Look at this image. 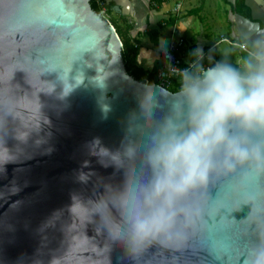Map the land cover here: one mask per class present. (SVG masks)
I'll return each mask as SVG.
<instances>
[{
    "label": "water",
    "instance_id": "1",
    "mask_svg": "<svg viewBox=\"0 0 264 264\" xmlns=\"http://www.w3.org/2000/svg\"><path fill=\"white\" fill-rule=\"evenodd\" d=\"M245 5L248 40L264 32V0ZM123 49L91 0H0V264H135L107 239L122 223L119 194L105 186L122 191L126 169L105 167L90 145L122 163L107 149L126 143L130 114L145 97L148 117L154 97L160 120L176 92L129 74ZM247 193L239 173L214 174L193 194L206 213L183 246L147 247L136 264H245L264 228V198ZM102 194V205L82 203ZM98 208L103 221L90 222Z\"/></svg>",
    "mask_w": 264,
    "mask_h": 264
},
{
    "label": "clouds",
    "instance_id": "2",
    "mask_svg": "<svg viewBox=\"0 0 264 264\" xmlns=\"http://www.w3.org/2000/svg\"><path fill=\"white\" fill-rule=\"evenodd\" d=\"M240 48L244 55L238 64L226 57L215 61L209 55L205 65L203 50H192L191 62L180 69L179 90L172 95L168 113L160 120L153 118V97L145 117L144 97L139 116H129L122 149L111 152L104 147L108 153H119L122 163L94 152L98 139L90 145L91 154L99 156L105 167L115 164L126 169L122 191L105 186L119 194L116 210L122 223L117 233L108 232L107 239L111 247H122L135 264L147 247L183 246L206 213L193 194L206 189L214 174L239 173L248 185L247 194L264 198V32ZM137 134L139 143L132 139ZM85 176L81 174L82 182ZM103 196L81 201L102 205ZM248 204L251 201L241 206ZM114 207L110 205L107 212L111 214ZM90 214V222L95 217L103 221L100 208ZM245 264H264V228L257 226Z\"/></svg>",
    "mask_w": 264,
    "mask_h": 264
},
{
    "label": "crops",
    "instance_id": "3",
    "mask_svg": "<svg viewBox=\"0 0 264 264\" xmlns=\"http://www.w3.org/2000/svg\"><path fill=\"white\" fill-rule=\"evenodd\" d=\"M188 1L190 3V8L187 9L188 14H183L182 7L184 0L178 2L175 8L170 6L171 0H107L110 11L109 14L111 15L112 12L117 13L128 23V26L122 27L121 20L118 19L114 22L109 15L111 23L121 28V34L124 40L138 46L139 66L146 70V68L143 67L144 64L151 68L157 64H161L162 53L168 50L170 46L173 43L175 44L180 38H183L185 43L175 53L180 55L185 63L191 61L192 58L190 53L192 50L201 48L204 53H207L212 45L218 43L215 50L206 54L204 60L205 65L208 64L207 57L209 55H211L215 61H218L216 54L219 51L221 43L230 45L228 42L222 41V37L234 41H239V39H243L245 42L247 41L244 36L247 35L249 31L248 24L241 15L245 17L248 16L236 12L235 7L237 0L227 1V3L232 4V12L229 13V11L225 9L227 14L224 15V18L221 14L217 18L216 9L213 10L212 7L209 6L214 3L212 0H200V3H202L201 7L192 6L193 0ZM215 2L217 4V0H215ZM218 2L220 3L221 0ZM207 8H210V18L206 13V11H208ZM200 12L202 14H200ZM212 12H214L216 18ZM196 14H199V16L203 18L199 26V32L195 31L193 37H186L188 31L193 28L194 21L197 18ZM171 18H175L172 25V20H169ZM169 22L171 23L169 24ZM225 23H228L229 32L227 34H224V32L220 33L218 39L214 38V29L221 26L225 28V25H223ZM167 26H172L170 28L173 29L169 30ZM230 46L233 47L232 45Z\"/></svg>",
    "mask_w": 264,
    "mask_h": 264
},
{
    "label": "rangeland",
    "instance_id": "4",
    "mask_svg": "<svg viewBox=\"0 0 264 264\" xmlns=\"http://www.w3.org/2000/svg\"><path fill=\"white\" fill-rule=\"evenodd\" d=\"M181 0H171V2H170V6L172 7V8H175L176 7V5H177V3L178 2H180ZM208 1H210V0H208ZM214 3L213 4H211V5H209V6H211L212 7V9L213 10H215L216 9V16H217V18L220 16V14H221V16H223V18H224V15L225 14H227V12L225 11V9L226 10H228L229 11V13H231L232 12V4H230V3H227V1L228 0H221V2L219 3L218 1L219 0H217V4H216V2H215V0H212ZM192 6H194V7H201L202 6V3H200V0H193V2H192ZM207 6H208V2H207ZM188 8H190V3H189V1L187 0H184V2H183V7H182V12H183V14L185 13H187V9ZM208 9V8H207ZM210 9V8H209ZM209 9H208V11H206V13H207V15L209 16V18H210V12H209ZM213 14H214V12H212ZM188 14V13H187ZM200 14H202L201 12H200ZM196 16H197V18L195 19V21H194V24H193V28H191L189 31H188V33L186 34V37L188 36V37H193L194 36V34H195V31H198L199 32V26H200V24H201V20L203 19V18H201L200 16H199V14H196ZM214 16H215V14H214ZM216 16H215V18H216ZM110 18H111V20L112 21H114V22H116L118 19L119 20H121V24H122V27H126V26H128V23H127V21L125 20V19H123V18H121L117 13H114V12H112V14L110 15ZM125 21H126V23H125ZM205 21V20H204ZM226 21H227V19H226ZM225 21V22H226ZM223 25H225V28H224V26H221V27H219V28H216V29H214V38H216V39H218L219 37V34L220 33H223L224 32V34H227L228 32H229V26H228V23H225V24H223ZM227 25V26H226ZM118 27V29H119V32H120V34L122 33V31H121V28L119 27V26H117ZM170 27H172V26H167V29H169V30H172L173 28H170ZM230 31H232V30H230ZM122 35V34H121ZM228 37H231V36H228ZM243 55H244V52H241L239 49H237V48H233V47H231L230 45H228L227 43H221V45H220V48H219V51H218V53L216 54V58H217V60L219 61V60H221L223 57H226L231 63H233V64H238V62L241 60V58L243 57ZM143 67H145L146 68V70H152V68L151 67H149L148 65H146V64H144L143 65ZM171 90H179V88L178 87H171L170 88Z\"/></svg>",
    "mask_w": 264,
    "mask_h": 264
},
{
    "label": "trees",
    "instance_id": "5",
    "mask_svg": "<svg viewBox=\"0 0 264 264\" xmlns=\"http://www.w3.org/2000/svg\"><path fill=\"white\" fill-rule=\"evenodd\" d=\"M102 2H106V0H91V6H92L93 10H95L98 13L101 12L103 9ZM105 7L107 9V19L110 21V18H109L110 11H109L107 2L105 3ZM235 9H236L237 13H243L244 15H246L248 17L250 16V11L245 6V0H237ZM169 20H172V23L169 22V24L171 23V25H172L175 21V18H171ZM113 25H114V23H113ZM116 29H117V31H118V33H119V35L123 41V44H124L123 58H124L125 65H126V68H127V71L129 72V74H131L136 79L143 81V82L158 83V73H159L161 64L155 65L151 71L145 70L144 68L139 66L138 65V57H139L138 46L131 43V42L129 43L126 40H124V38L122 37V35L119 32L118 27H116ZM239 41L242 43H245V41L243 39L242 40L239 39ZM172 81L173 82H172L171 87L175 86V87L179 88L180 77H175ZM171 91L177 92V90H171Z\"/></svg>",
    "mask_w": 264,
    "mask_h": 264
},
{
    "label": "built area",
    "instance_id": "6",
    "mask_svg": "<svg viewBox=\"0 0 264 264\" xmlns=\"http://www.w3.org/2000/svg\"><path fill=\"white\" fill-rule=\"evenodd\" d=\"M106 2H102L103 9L101 11L105 18H107V9L105 7ZM222 41L228 42L233 47L242 51L240 48V45L243 44L242 42L234 41L226 37H222ZM184 43H185V40L183 38H180L175 44L173 43L168 50H165L162 53L161 67L158 73V83L157 84L161 85L162 87L168 90H170V87L173 82L172 80L175 77H179L180 69L187 67L188 64L191 62V61H188L187 63H185L183 58L180 55H177L175 53L177 50H179L184 45ZM217 45L218 43L212 45L208 49L207 53L215 50ZM207 53L206 52L204 53L205 56ZM168 57H170V59H168Z\"/></svg>",
    "mask_w": 264,
    "mask_h": 264
},
{
    "label": "flooded vegetation",
    "instance_id": "7",
    "mask_svg": "<svg viewBox=\"0 0 264 264\" xmlns=\"http://www.w3.org/2000/svg\"><path fill=\"white\" fill-rule=\"evenodd\" d=\"M262 27L264 28V25H262Z\"/></svg>",
    "mask_w": 264,
    "mask_h": 264
}]
</instances>
